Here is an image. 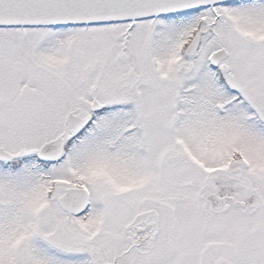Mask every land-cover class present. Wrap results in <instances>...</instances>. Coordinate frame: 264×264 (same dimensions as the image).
I'll return each instance as SVG.
<instances>
[{"label": "snow or ice", "instance_id": "6c2138e0", "mask_svg": "<svg viewBox=\"0 0 264 264\" xmlns=\"http://www.w3.org/2000/svg\"><path fill=\"white\" fill-rule=\"evenodd\" d=\"M0 264H264V0H0Z\"/></svg>", "mask_w": 264, "mask_h": 264}]
</instances>
